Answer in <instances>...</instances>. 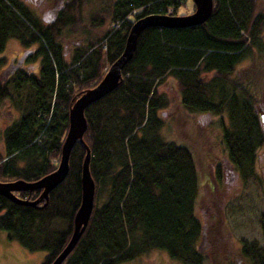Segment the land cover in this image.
I'll return each instance as SVG.
<instances>
[{
	"label": "trees",
	"instance_id": "16d2710c",
	"mask_svg": "<svg viewBox=\"0 0 264 264\" xmlns=\"http://www.w3.org/2000/svg\"><path fill=\"white\" fill-rule=\"evenodd\" d=\"M185 1L63 0L46 21L21 0H0V51L7 38L21 47L14 60L0 57V103L17 113L0 131V181H33L53 170L68 106L118 56L131 22L149 13L175 14ZM256 6L257 0H212L199 24L139 32L115 87L83 110L92 207L59 264H120L150 249L179 264L206 262L198 243L210 250L215 241L205 238L195 212L197 162L187 144L165 140L160 128L168 121L190 125L197 114L216 116L225 162L239 181L259 179L254 165L264 144L261 92L254 62L236 67L262 48L264 13ZM83 154L75 141L65 176L34 205L0 195V230L28 251L44 250L39 264H48L69 237ZM209 169L218 186L221 164ZM38 193L14 191L21 199ZM257 223L264 240V209ZM225 248L246 264H264V244L255 239Z\"/></svg>",
	"mask_w": 264,
	"mask_h": 264
},
{
	"label": "rangeland",
	"instance_id": "374dc122",
	"mask_svg": "<svg viewBox=\"0 0 264 264\" xmlns=\"http://www.w3.org/2000/svg\"><path fill=\"white\" fill-rule=\"evenodd\" d=\"M21 1L32 14L46 21L54 17L59 4L58 0ZM257 3L259 8L257 6L256 8L263 10L264 13V0H257ZM87 7L89 8V6ZM88 10L90 11V9ZM192 10L191 0H186L183 5L176 8L175 14H185ZM86 12L85 15L88 14ZM109 24L110 22L107 24L108 26L104 25V27H109ZM261 42V51L255 55H251L249 52L238 62L236 67L239 69L249 67L254 62V73L256 72L258 78L257 88L261 92L262 105L259 106L264 109V25L261 30ZM20 49L16 39L7 38L0 51V57L4 62L14 60ZM166 86L165 89L168 90L169 86ZM171 96L172 89H169L168 97L171 99ZM16 114V111L6 101L0 103V131ZM222 118L224 119V117ZM188 121L181 120L172 124H168V121L160 130L165 140L187 144L197 162L199 185L195 212L203 223L202 231L205 238L208 239L209 236V239L212 238L215 241L210 250H207L209 246L205 248L203 240L198 243L205 254L206 262L204 264L213 263L211 257L215 264H246L241 258H238L239 254H236L232 249L228 251L225 247L237 246L241 240L252 239L257 240L259 244H264L257 223V214L264 209V144L255 151L254 166L259 173V179H248L241 182L234 174V170L225 162L224 150L219 141L221 128L217 117L212 114H197L191 119L190 125H188ZM218 162L221 164L222 177L219 185L216 186L209 166ZM44 252L42 249L28 251L15 240L8 238L4 230H0V264H39ZM120 264L179 263L168 258L161 249H150Z\"/></svg>",
	"mask_w": 264,
	"mask_h": 264
},
{
	"label": "water",
	"instance_id": "95a60500",
	"mask_svg": "<svg viewBox=\"0 0 264 264\" xmlns=\"http://www.w3.org/2000/svg\"><path fill=\"white\" fill-rule=\"evenodd\" d=\"M193 10L185 14L149 13L134 19L126 32L122 50L107 66L99 80L78 94L67 109V126L59 147L58 160L55 168L33 181L20 178L0 181V195L10 201L34 205L46 199L47 192L58 184L67 172V161L70 148L75 141L80 142L84 149L80 164V198L72 216V227L69 237L60 251L48 264H59L77 241L82 232L92 207L94 184L88 170L89 149L82 140L85 129L84 108L96 101L115 87L120 78V69L130 58L139 32L149 26L185 27L203 22L210 14L212 0H191ZM264 127V118L260 115ZM39 189L34 199H21L14 191Z\"/></svg>",
	"mask_w": 264,
	"mask_h": 264
},
{
	"label": "flooded vegetation",
	"instance_id": "af4514ba",
	"mask_svg": "<svg viewBox=\"0 0 264 264\" xmlns=\"http://www.w3.org/2000/svg\"><path fill=\"white\" fill-rule=\"evenodd\" d=\"M43 2H45V1L43 0ZM58 2H59V4H58V6H57V9L61 6L63 0H58ZM41 4H42V3H41ZM37 5H38V4H37ZM56 11H57V10H56Z\"/></svg>",
	"mask_w": 264,
	"mask_h": 264
},
{
	"label": "built area",
	"instance_id": "2783aa9c",
	"mask_svg": "<svg viewBox=\"0 0 264 264\" xmlns=\"http://www.w3.org/2000/svg\"><path fill=\"white\" fill-rule=\"evenodd\" d=\"M53 162H55V160H53Z\"/></svg>",
	"mask_w": 264,
	"mask_h": 264
},
{
	"label": "bare ground",
	"instance_id": "6f19581e",
	"mask_svg": "<svg viewBox=\"0 0 264 264\" xmlns=\"http://www.w3.org/2000/svg\"><path fill=\"white\" fill-rule=\"evenodd\" d=\"M169 11V10H168ZM36 142V141H35Z\"/></svg>",
	"mask_w": 264,
	"mask_h": 264
}]
</instances>
